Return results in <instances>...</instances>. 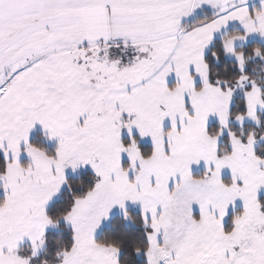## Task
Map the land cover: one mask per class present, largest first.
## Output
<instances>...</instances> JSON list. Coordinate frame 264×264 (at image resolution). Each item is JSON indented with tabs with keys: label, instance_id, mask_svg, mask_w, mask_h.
<instances>
[{
	"label": "snow or ice",
	"instance_id": "1",
	"mask_svg": "<svg viewBox=\"0 0 264 264\" xmlns=\"http://www.w3.org/2000/svg\"><path fill=\"white\" fill-rule=\"evenodd\" d=\"M259 69L264 0H0V264H264Z\"/></svg>",
	"mask_w": 264,
	"mask_h": 264
},
{
	"label": "trees",
	"instance_id": "2",
	"mask_svg": "<svg viewBox=\"0 0 264 264\" xmlns=\"http://www.w3.org/2000/svg\"><path fill=\"white\" fill-rule=\"evenodd\" d=\"M258 73L261 76H264V69H259ZM51 232H52V235L49 239V243H50L51 248L54 249V248L58 247L57 241H60L61 243L63 242V237H62L61 230L58 228L52 229ZM65 235H67V233H65ZM42 255H44V253H42Z\"/></svg>",
	"mask_w": 264,
	"mask_h": 264
},
{
	"label": "rangeland",
	"instance_id": "3",
	"mask_svg": "<svg viewBox=\"0 0 264 264\" xmlns=\"http://www.w3.org/2000/svg\"><path fill=\"white\" fill-rule=\"evenodd\" d=\"M210 10V9H209ZM53 229H56V228H53ZM52 230V229H51Z\"/></svg>",
	"mask_w": 264,
	"mask_h": 264
}]
</instances>
